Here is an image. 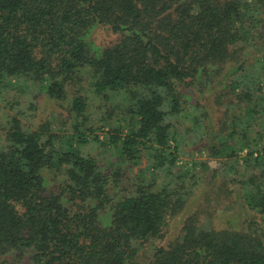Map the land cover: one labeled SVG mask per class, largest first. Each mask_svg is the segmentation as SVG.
<instances>
[{
	"label": "trees",
	"instance_id": "obj_1",
	"mask_svg": "<svg viewBox=\"0 0 264 264\" xmlns=\"http://www.w3.org/2000/svg\"><path fill=\"white\" fill-rule=\"evenodd\" d=\"M263 14L264 0H0V88L48 81L47 96L62 101L69 84L91 78L90 94L73 92L72 135L42 137L16 116L0 134V264H264L255 219L217 230L194 212L178 237L157 245L198 181L182 172L160 184L145 173L173 176L185 146L207 147L227 163L225 192L239 187L264 220ZM98 27L120 38L96 54L88 37ZM208 92L211 108L200 100ZM97 99L119 114L104 140L87 123ZM85 123L93 142L111 147L104 161L84 152ZM143 153L152 158L145 177L120 194L122 168ZM50 168L63 175L60 194L46 185Z\"/></svg>",
	"mask_w": 264,
	"mask_h": 264
},
{
	"label": "rangeland",
	"instance_id": "obj_2",
	"mask_svg": "<svg viewBox=\"0 0 264 264\" xmlns=\"http://www.w3.org/2000/svg\"><path fill=\"white\" fill-rule=\"evenodd\" d=\"M262 18L263 22L261 25L264 26V14ZM262 31L264 32V28H262ZM90 34L91 35L88 37L89 45L96 54H99L102 49L120 38L119 35L113 34L110 29L105 27H98ZM90 82L91 78L86 75L85 79L80 84H69V98L62 101L47 96L46 90L48 81L37 82L34 85H22L17 81H13L4 88H0V93L2 95L0 99V134H4L8 128L9 117L16 116L24 125L40 133L42 137H46L51 133L57 136L72 135L75 117L70 114L69 105L71 99L74 98L73 92L76 88V91H78V89L80 91L84 90L83 93L90 94L88 90ZM180 87V89H183L185 97L188 100L194 101L198 96L196 89ZM200 100L203 104L209 101L206 105L211 108L212 104L215 103L214 92L203 94ZM87 118V123L89 126H93L95 129L94 134H99L101 140H104L105 135L111 130L112 124H119V114L116 105L111 102H101L100 99H97L95 105L89 109ZM129 121L130 118L128 117L123 119L125 124H128ZM87 123L81 126L83 132H87V137L90 139L88 146L84 147V152H91L93 156L104 161L102 156H107L108 153L111 152V147L103 145L101 141L93 142L89 137V131L85 129L88 125ZM179 128L181 129L180 125ZM204 136L205 137L198 141L199 144L204 145L208 141L207 135L204 134ZM77 140V138L74 140L72 139L74 145L79 144ZM172 145H175V143L172 142ZM247 147L248 146H243L239 152H237L236 159L240 164L244 163V158L248 154L249 148ZM182 150L186 152V154L178 153L173 176H166L163 170L156 168H151L150 171L147 170L148 172H146L145 168L152 158L150 155L143 153L138 163L122 168L124 175L122 177V183L118 189L116 188V191L120 194H124V192L129 190L131 191L134 186L133 181H135L137 177H140L144 171L147 176L154 175L160 184H162L163 180L177 177L178 174L182 172H190L193 175L192 179L195 182L198 181L195 187V193L190 198L189 203L185 206V209L169 219L165 232L163 231V238L155 242L157 245H167L169 241L178 237L182 233L187 218L190 214H195L194 212L198 215L200 223H208V226H212L217 230L228 228L243 229L244 227H248L250 221L254 219L259 225H264L262 215L246 205L242 193L239 191V187L235 185L228 186L235 191L238 190L237 195L236 193L230 195L225 192L222 182L226 174L225 168L227 163L224 162L225 159L213 157L209 153L207 147H202L200 145L185 146ZM206 162L209 164V167H207L205 171H202L203 164ZM43 176L46 180L48 189L60 194V183L63 181L62 173L54 168H50L43 171ZM142 176L143 178L145 177L144 174ZM218 197H220L219 201L217 200ZM62 199L63 203L71 210L76 209L75 207L73 208V203L70 202L65 195L62 196ZM102 220L105 225L109 222L105 216ZM144 254L150 258L152 252H150L148 248Z\"/></svg>",
	"mask_w": 264,
	"mask_h": 264
}]
</instances>
